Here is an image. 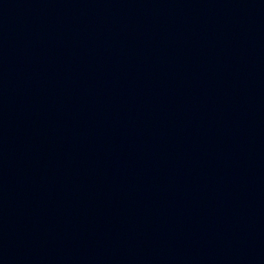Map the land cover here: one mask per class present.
Returning a JSON list of instances; mask_svg holds the SVG:
<instances>
[{
    "label": "water",
    "instance_id": "water-1",
    "mask_svg": "<svg viewBox=\"0 0 264 264\" xmlns=\"http://www.w3.org/2000/svg\"><path fill=\"white\" fill-rule=\"evenodd\" d=\"M0 264H264V0H0Z\"/></svg>",
    "mask_w": 264,
    "mask_h": 264
}]
</instances>
